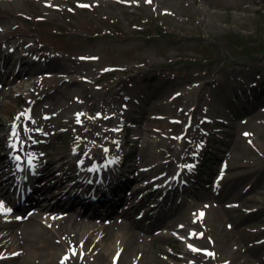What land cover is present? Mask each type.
<instances>
[{
	"label": "rangeland",
	"instance_id": "1",
	"mask_svg": "<svg viewBox=\"0 0 264 264\" xmlns=\"http://www.w3.org/2000/svg\"><path fill=\"white\" fill-rule=\"evenodd\" d=\"M4 39L34 42L67 64L62 69H42L37 63L31 67L39 71L23 77L51 72L74 81L65 86V93L49 90L46 93L51 94H44L58 100L44 99L29 107L28 117L34 122H43L53 113L43 107L57 110L66 97L84 90L96 98L98 115L90 120L95 137L107 126L100 115L119 106L123 97L114 93L124 88L126 100L131 93L135 101L127 104L126 114L117 116L111 128L128 143L127 153L134 146L143 149L146 170L160 163L166 142L184 149L176 151L182 160L169 166L170 170L162 168L154 187L169 188L175 178L167 180L185 171L181 186L175 184L181 190L179 198L168 200L166 192L155 194L143 188L138 198L121 207L122 211L130 209L131 219L112 222V215L107 214L97 220L113 239L134 229L130 256L134 262L141 257L155 264H191L200 259L187 256L182 242L177 245L175 239L167 238L174 232L189 240L190 229L199 237L194 244L202 251V264H264V97H255L252 91L264 84V0H0V42ZM8 43L0 49L2 83L6 74L15 77L18 63L19 54H11ZM2 57L10 63L4 66ZM16 80L10 81L11 90L3 88L6 96L0 103V121H11L26 106L29 96L16 90ZM138 82L142 84L135 85ZM68 118L71 113L60 125L55 120L49 124L53 143L46 149L55 158L70 154L72 148L73 127L66 125ZM62 130L67 132L61 135ZM0 134H5L1 126ZM201 142L207 143L205 151L198 150ZM204 160L210 162L203 169ZM194 162L197 167L190 169ZM74 163L69 166L75 167ZM146 183L145 179L134 181L126 192ZM126 192L120 195L127 196ZM0 205L1 211L15 212L5 198L0 197ZM161 205L169 209L163 221L156 217ZM151 209L156 216L148 215ZM141 215L144 218L138 219ZM188 221L186 232L165 229L177 222L181 224L175 228H181ZM174 245L182 246L183 252ZM6 248L0 247V255H9ZM107 264L113 263L107 260Z\"/></svg>",
	"mask_w": 264,
	"mask_h": 264
},
{
	"label": "bare ground",
	"instance_id": "2",
	"mask_svg": "<svg viewBox=\"0 0 264 264\" xmlns=\"http://www.w3.org/2000/svg\"><path fill=\"white\" fill-rule=\"evenodd\" d=\"M5 42H9L7 44V50L12 48L13 52L17 51L19 54V58L17 59L18 63L14 67V72H16L15 77L11 78L10 75H6L7 90H11L12 88V85H9L11 83L10 81L17 79L14 83L16 90H19L21 95H28L29 97H25L26 106L20 113H14L11 121H0V126L5 129V134H0V149L2 147L4 149V145L6 143L9 144L10 140L19 143L24 140L26 142L23 145L24 149L33 155L38 164L35 167L36 178L42 177L43 186L29 198L22 199L20 197L18 199L12 191L11 182L4 176L5 172L9 169L6 165H2L7 155L4 152L2 153L5 156L0 154V197L5 198L10 205L15 206V212L0 210V247L4 248L6 246L7 254H9L0 255V264H65L71 261L75 264H107V260L115 264H145L148 261V264H155V260L153 259L146 261L144 257H141L134 262L130 258L134 241L132 235L135 236L133 228H129L123 237L119 236L113 239L110 233L106 231L102 222L97 220H104L103 217H106L107 214L112 215V222L131 219L132 215L130 210L121 211V207L122 205H127L129 201L132 202L138 198L143 188L149 187L155 194L166 192L165 199L168 200H170V197L179 198V193L181 192L179 189L168 191L162 189L160 186L154 188L159 182V179L156 177L163 172L161 171L162 168L167 167L170 170L171 167L169 166H172L178 160H182L183 156L176 153V144L173 145L166 142L161 150L160 163L148 167L146 170V166L142 167V164L147 163V153L143 149H136V146H134L133 148L136 151L133 150L127 153L128 143L123 141L120 136H115L111 128L121 107L131 100V98H127L126 100L127 91L124 88L117 89L114 93L117 94L119 99L123 97L119 106H114L100 115V119L107 126L102 127L95 137L90 131H93L90 128V120L96 118L98 115L94 108L96 107L94 103L96 98H94V93L84 90L79 95L66 97L65 102L57 110L52 106L43 107V111L51 110L53 113L46 119L43 118V122L41 120L34 122L31 117H28V113L30 112L29 107L35 106L44 99H49L50 97L45 98L44 95L49 90H53L52 94L54 91H56L55 93H65V86L69 83H74V81H70L68 77L63 78V76L60 77L56 74H50L51 72H45L48 74H44L43 77H23L26 73L39 71V69L31 67L37 63H39L37 64L38 68L42 67V69H62L63 64L66 63L56 55L49 54L44 49L35 47L34 42L31 43L25 40V43H18L4 39L0 42V49L3 48ZM13 57L15 58V56ZM1 59L4 60V66L10 63L6 57H2ZM67 67L64 72L66 75H69L70 68ZM30 80V85H26L25 82ZM141 84L138 82L135 85ZM129 94L131 95V93ZM49 100L53 102L58 100V97L55 96L53 100L51 97ZM180 110L182 113H185L183 109ZM69 113L72 114L75 122L72 125V118L65 120L66 125L73 127L72 148L70 154L66 156L60 155L59 158H55L46 149L47 146L53 143V135L49 136L51 130L49 124L55 120L60 125L68 117ZM13 131H15L16 135H13ZM63 132L67 131L62 130L59 133L62 135ZM138 144L139 142L136 139V145ZM129 148L131 150L133 149L131 145ZM121 154H123V157ZM72 158L85 162L76 172L69 166ZM124 160L129 162V164H126V162L122 163ZM117 163V166H120L118 170L115 167ZM89 165H94L92 171L87 169ZM84 170L89 173L83 176L96 175L102 179L108 178L115 180L116 186L114 192H117L115 198L118 199V202H114L106 207L101 204V208L87 209L84 204L73 203L70 205L66 202L72 203V201H65L63 198L55 202L44 199L48 196L47 193L60 192L59 189L66 186L72 180L74 181L78 172ZM134 170L137 171V174L134 173ZM152 178L155 179L151 181ZM143 179L147 182L145 185L136 187L133 191H129V193L126 192L132 187L131 185L134 181L138 183ZM161 179L160 177V181ZM169 179L172 180L171 177ZM120 192L122 194L126 192V195L127 193L128 195H120ZM210 194L212 193L210 192ZM56 196H60V194ZM161 206L162 208L156 216L159 221H163L166 215L165 212L169 211V209L165 210L164 205ZM32 207H36V209L31 211V213L29 211ZM102 210L108 213H103ZM66 211H69V213ZM148 215H151V213L149 212ZM180 224L179 222L177 224L171 223L170 225H166L165 229L186 232V227L190 225L188 221L185 226L175 228L179 227ZM119 225L121 224H117V226ZM154 231L155 229L152 230V233ZM187 233L190 234L189 240L194 243L197 240V236L190 229ZM159 239H164V237L161 236ZM10 240L12 244H8ZM50 249H53V251L50 252ZM186 255L191 258L199 255L200 259H195L193 261L194 264H202L205 262L201 257L202 253L197 250V247L193 249L188 247ZM93 257L94 260H91L90 258ZM95 258L97 259L95 260ZM162 264H166L165 261Z\"/></svg>",
	"mask_w": 264,
	"mask_h": 264
},
{
	"label": "trees",
	"instance_id": "3",
	"mask_svg": "<svg viewBox=\"0 0 264 264\" xmlns=\"http://www.w3.org/2000/svg\"><path fill=\"white\" fill-rule=\"evenodd\" d=\"M262 87H257L255 89H253V92H258L260 95H262V97H264V84L261 85Z\"/></svg>",
	"mask_w": 264,
	"mask_h": 264
},
{
	"label": "snow or ice",
	"instance_id": "4",
	"mask_svg": "<svg viewBox=\"0 0 264 264\" xmlns=\"http://www.w3.org/2000/svg\"><path fill=\"white\" fill-rule=\"evenodd\" d=\"M150 2V0H148ZM80 7H88V5H80ZM13 135H16L15 131H13ZM2 207V205H0ZM208 255H212L211 253H207Z\"/></svg>",
	"mask_w": 264,
	"mask_h": 264
}]
</instances>
